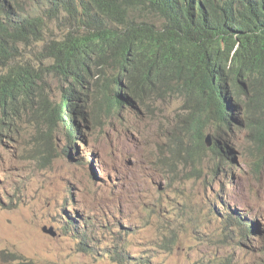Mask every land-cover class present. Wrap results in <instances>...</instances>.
Segmentation results:
<instances>
[{
    "label": "rangeland",
    "instance_id": "obj_1",
    "mask_svg": "<svg viewBox=\"0 0 264 264\" xmlns=\"http://www.w3.org/2000/svg\"><path fill=\"white\" fill-rule=\"evenodd\" d=\"M11 1L47 24L42 40L17 52L6 44L13 64L41 58L47 39L82 33L71 19L42 15L40 0ZM43 78L15 131L0 136V264L8 253L32 264H264V146L245 128L222 134L230 159L214 177L216 156L183 141L175 126L183 98L125 102L115 114L89 81L73 142L55 114L68 82ZM159 156L177 159L174 174ZM239 214L253 228L246 235L230 218Z\"/></svg>",
    "mask_w": 264,
    "mask_h": 264
},
{
    "label": "trees",
    "instance_id": "obj_2",
    "mask_svg": "<svg viewBox=\"0 0 264 264\" xmlns=\"http://www.w3.org/2000/svg\"><path fill=\"white\" fill-rule=\"evenodd\" d=\"M39 7L42 15L66 17L83 30L47 39L41 58L13 64L6 44L17 52L32 37L42 40L47 24L38 10L21 13L16 3L0 0V64H9L0 74V136L15 131L43 77L55 74L68 82L56 118L74 142L82 134L78 121L86 120V84L101 87L113 68L118 79L106 97L115 113L122 101L183 98L186 114L178 115L175 126L183 141L216 156L211 176L229 164V149L224 153L220 141L227 128L241 126L251 142L264 146V0H40ZM206 132L213 133L210 147ZM79 161L90 165L91 158ZM158 164L172 174L178 167L170 156H159ZM244 217L230 216L246 235L253 228ZM4 262L32 264L15 253Z\"/></svg>",
    "mask_w": 264,
    "mask_h": 264
},
{
    "label": "clouds",
    "instance_id": "obj_3",
    "mask_svg": "<svg viewBox=\"0 0 264 264\" xmlns=\"http://www.w3.org/2000/svg\"><path fill=\"white\" fill-rule=\"evenodd\" d=\"M118 79V77H116V78H109V76H107V75H105L104 76V78H102V85H101V88L102 89H106V93L104 94V97H105V99L108 101V99H107V97H106V94H108V95H110V96H112L113 95V91H112V88H113V85H114V80H117ZM112 85V86H111ZM123 102V104L125 103V102H127V103H129V101H122ZM108 103H109V101H108ZM130 104V103H129ZM135 104H136V102H135ZM110 105V104H109ZM125 105V104H124ZM124 105H123V108H124ZM130 105H132V104H130ZM132 106H134V105H132ZM111 108L112 109H114L113 111L115 112V108H113L112 106H111ZM122 108V109H123ZM60 109H62V108H60ZM72 110H71V112H75L76 111V109H74V108H71ZM118 111H120V110H117V114H118ZM116 114V113H115ZM65 128V127H64ZM207 134H205V136H206ZM211 137H212V134H211ZM204 141H205V138H204ZM206 142V141H205ZM212 142H213V139H212ZM206 145H207V143H206ZM208 146V145H207ZM208 147H210V146H208ZM210 175H211V173H210ZM218 177V176H217Z\"/></svg>",
    "mask_w": 264,
    "mask_h": 264
},
{
    "label": "water",
    "instance_id": "obj_4",
    "mask_svg": "<svg viewBox=\"0 0 264 264\" xmlns=\"http://www.w3.org/2000/svg\"><path fill=\"white\" fill-rule=\"evenodd\" d=\"M205 141L207 143L208 146H211L212 145V137H211V134H207L205 136ZM44 232H48V233H51V234H55V232L52 230V228H46L44 227L43 228Z\"/></svg>",
    "mask_w": 264,
    "mask_h": 264
},
{
    "label": "bare ground",
    "instance_id": "obj_5",
    "mask_svg": "<svg viewBox=\"0 0 264 264\" xmlns=\"http://www.w3.org/2000/svg\"><path fill=\"white\" fill-rule=\"evenodd\" d=\"M64 113V112H63ZM117 114V113H116ZM223 160V159H222ZM224 161V160H223Z\"/></svg>",
    "mask_w": 264,
    "mask_h": 264
}]
</instances>
